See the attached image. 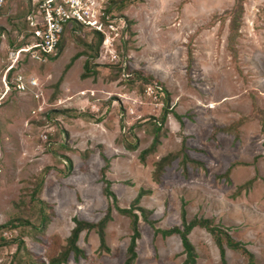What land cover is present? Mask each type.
Returning <instances> with one entry per match:
<instances>
[{
    "label": "rangeland",
    "instance_id": "1",
    "mask_svg": "<svg viewBox=\"0 0 264 264\" xmlns=\"http://www.w3.org/2000/svg\"><path fill=\"white\" fill-rule=\"evenodd\" d=\"M18 6L22 0H9L0 12V74L8 18ZM124 6L115 9L129 20L123 56L105 63L98 53L90 57V32L73 29L55 58L20 65L36 78L37 98L11 90L0 101V264L60 258L73 219L96 225L107 208L103 246L97 226L83 228L75 240L80 252L69 251L61 264H122L129 217L103 193L105 164L118 207L146 191L138 206L152 226L179 225L183 207L186 220H210L264 264V0ZM85 60L90 69L82 76ZM137 229L132 264L182 262L177 234H154L140 215ZM187 237L195 264H221L206 230L193 226ZM222 248L226 264H246L239 251Z\"/></svg>",
    "mask_w": 264,
    "mask_h": 264
},
{
    "label": "built area",
    "instance_id": "2",
    "mask_svg": "<svg viewBox=\"0 0 264 264\" xmlns=\"http://www.w3.org/2000/svg\"><path fill=\"white\" fill-rule=\"evenodd\" d=\"M120 1L124 0H22V5L27 8L24 21L28 34L25 35L23 30L11 31L13 41L11 45L7 44V62L0 74V101L11 90H28L33 98L39 96L35 90L36 78L24 74L20 65L24 59L45 62V54L56 52L60 37L66 30H71L72 24L100 33L99 58H106L104 63L116 61L118 44L127 35L124 16L115 11ZM3 3L4 0H0V7ZM39 110L40 106H36L31 113Z\"/></svg>",
    "mask_w": 264,
    "mask_h": 264
},
{
    "label": "trees",
    "instance_id": "3",
    "mask_svg": "<svg viewBox=\"0 0 264 264\" xmlns=\"http://www.w3.org/2000/svg\"><path fill=\"white\" fill-rule=\"evenodd\" d=\"M130 1L131 0L120 1L119 4L117 5L116 9L122 10V8L125 7L124 6L125 3H128ZM135 1H137V0H135ZM138 1H141V0H138ZM8 2H9V0H4L3 5L0 7V12L2 9L6 8V5L8 4ZM26 10H27V8L25 6H22V7L18 6V9L15 10L12 13L13 15H11L8 18V20H9V27L7 29L8 30L7 31L8 37L5 40L8 45H11V43L13 41V36L11 35V31L15 30L16 32H18L20 30H23L25 35L28 34V32H27L28 28H27L25 21H24V13ZM125 20H126L125 31H126V33H129V35H130L131 32L128 31L129 20L128 19H125ZM76 28L78 29L81 27L79 25L72 24L71 30H68V31H72L73 29H76ZM0 31L4 32V28L1 27ZM68 31L66 30L62 34V36L60 37V39L56 45V52L54 54H45V61L51 60V59L56 57L57 52L59 51V49L62 46L61 40L63 38V35ZM90 35H91L92 39H91L90 43H87V42L85 43V47H86V50L89 51V53H88L89 56L93 57L98 52V48H99L100 41H101L102 37H101V34L97 33V32H90ZM129 35H126V37L124 38V41L122 43L118 44V49H117L118 58L123 56L126 49H127L126 43H127V40L129 39V37H128ZM233 36H234V33L232 32V36H231L230 40L233 38ZM80 54H81V52L74 53L72 58L70 59V61ZM5 55H6V53H5ZM70 61H69V63H70ZM41 63H44V62H41ZM69 63L66 67L69 66ZM93 66H96V64H93ZM106 66H109V65H106ZM82 68H83V71H82L83 73L81 75L86 76L89 73V69H90L88 66V62L86 60L82 63ZM120 70H122V69H120ZM9 73H10V71H9ZM131 73H132V71H131ZM133 73H134L135 77L142 79V81L146 82L147 80L150 79V77L147 75L142 76L143 73L141 71H138V70L135 71L134 70ZM140 73H142V74H140ZM166 113H167V111L165 109L162 110V113L160 116V122L164 119V116L166 115ZM155 143H156V138H153L149 149L154 147ZM125 147H126V149L131 150V149L135 148V144L126 143ZM147 150L148 149L143 150V153H146ZM105 168H106V164L103 167H101L99 170L100 179L104 184L103 193L105 196L110 198V201H112V208L116 212H118L119 214H122V215L125 214L126 216L129 217L130 234L128 236V243H127L126 248H125V256H124L125 260H123L122 264H132L134 259H135V250H134L135 240L139 236L138 229H137V215H140L142 220L145 221L146 223H148L152 227L154 234H159L161 237L169 236L171 234H177L178 235V238L180 240V245L182 246V253L184 254V256H183L184 259L182 260V262L180 264H195L196 263V258H195V253L193 251V246L187 237L189 230L193 226L202 227L204 230H206L212 236V238L215 242V245L218 248L219 256L221 257V264H226L225 257H223L222 244H224L226 247H228L230 249L239 251L240 254H242L244 257H246V259H247L246 264H256V262H255L254 258L252 257L250 251H248V249L243 245L242 242L233 240L225 231H222L217 226L212 225L211 221L206 219V218L191 217L190 219L186 220L184 217L183 207H181V210H180V224L179 225H173L167 229H161V228H156V227L152 226V222L147 219L148 211H146L145 209L138 206L140 197L144 193H146V191H142V190L138 189L136 191V194L131 199L132 202L130 205L124 206L123 208L118 207L116 205L117 201L115 199V196L112 193V191L109 189L110 183L104 177ZM136 211H138V213ZM109 212H110V209L107 208L103 217L97 222L96 225L84 223L78 219H73L74 225L71 228L70 234H69L68 239H67V244H68L67 249L63 252V254L60 258H50L48 260V264H61V263H63L65 261L66 255L69 251L74 256L80 252V249L75 244V240H76L78 232L80 230H82L83 228H90V227L97 226V234H98V238H99V244H100V246H103L102 227L105 224V222L109 219ZM3 227H6V224H0V228H3Z\"/></svg>",
    "mask_w": 264,
    "mask_h": 264
},
{
    "label": "crops",
    "instance_id": "4",
    "mask_svg": "<svg viewBox=\"0 0 264 264\" xmlns=\"http://www.w3.org/2000/svg\"><path fill=\"white\" fill-rule=\"evenodd\" d=\"M141 1H142V0H141ZM138 49H139V47H138ZM138 49H137V50L134 49L133 51H140V50H141V49H139V50H138ZM130 50H132V49L130 48Z\"/></svg>",
    "mask_w": 264,
    "mask_h": 264
}]
</instances>
